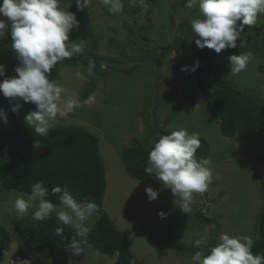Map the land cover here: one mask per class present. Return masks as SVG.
<instances>
[{"label": "rangeland", "instance_id": "rangeland-1", "mask_svg": "<svg viewBox=\"0 0 264 264\" xmlns=\"http://www.w3.org/2000/svg\"><path fill=\"white\" fill-rule=\"evenodd\" d=\"M126 1L131 4L130 13L124 9L118 14L109 13L108 8L99 5L96 0L90 8L73 12L79 21V28L70 32V42L83 41L81 55L91 53L119 59L124 57L128 62L104 58L100 67L107 72L97 73L93 93L95 102L83 105L66 116H57L51 127L78 125L99 136L107 173L104 207L118 228L129 235L134 254L132 264H192V249L202 251L211 242L215 245L221 233L250 236L255 244L260 238L258 220L264 201V136L261 132L254 134L249 147L240 145L237 137H225L220 132V118L215 105L207 99L210 107L195 88L196 105L192 109L182 85L180 68L189 66L190 69L198 50L195 44L198 37L190 27L192 20L203 19L198 6L195 10L187 8L186 0H146L147 7L137 11L138 3L134 5L131 0H123V4ZM73 4L74 0H61L65 10H70ZM124 22L128 25L124 26ZM181 37L185 39L184 47L177 45ZM262 38L264 13L258 15L256 24L245 26L243 46L238 40L237 48L216 53L215 58L216 63L224 65L225 74L238 87L255 92L260 97H264V73L258 67L264 62V46L261 45L263 48L255 53L246 49L245 44ZM11 43L10 34L0 37V64L5 65L6 70L5 76L0 77V83L5 78L16 76L14 69L19 61ZM139 47L145 49V53L150 51L154 59L148 63L141 62ZM243 53L252 54L247 68L239 74H232L228 57ZM132 56L134 60L127 59ZM115 67L127 69L128 73L117 71ZM77 70L87 79H77ZM185 73L195 85V72L188 70ZM90 79L91 76L81 67L68 66L61 70L58 83L84 101V91ZM170 82L174 83L169 85ZM13 103L21 104L17 113L11 111L13 105L9 103V98L0 94V109L5 111L8 120L4 123L0 119V136L14 129L18 121L25 120V116L36 108L35 104L25 103L22 98ZM148 107L151 108L149 112ZM147 117L158 118L156 124L169 132L186 129L189 134L196 132L210 143L208 159L211 160L212 182L216 183L205 193L193 194L188 213L180 211L179 197H174L171 190L155 176L149 180L137 179L130 175L122 161L123 148L134 139H143L148 129L155 126L152 123L148 126ZM156 139L152 137L151 142ZM149 186L159 191L153 201L148 200L145 192ZM29 195L5 188L0 180V225L10 232V243L2 264H29V261L16 257L17 250H25V247L15 223L36 221L33 213L38 208V201L32 202L26 215L18 214L14 208L18 196L27 200ZM54 205L57 211L60 210L59 205ZM161 211L168 213L166 218H160L158 213ZM52 214L56 215V211ZM98 218L96 212L84 222L85 226L92 229ZM205 230L208 243L198 248L195 241L205 234ZM172 241L189 250L182 254L167 248L166 245ZM84 251L82 260H77L79 254L70 245L57 252L44 251L41 264H55L56 259L63 260L60 264H116L115 256L103 254L88 243H85Z\"/></svg>", "mask_w": 264, "mask_h": 264}, {"label": "clouds", "instance_id": "clouds-1", "mask_svg": "<svg viewBox=\"0 0 264 264\" xmlns=\"http://www.w3.org/2000/svg\"><path fill=\"white\" fill-rule=\"evenodd\" d=\"M74 2L78 11H84L92 6L94 0H74ZM131 2L134 5L138 3L142 7H147L146 0H131ZM96 3L107 7L108 11L114 14L121 13L124 7L123 0H96ZM197 5L203 19H194L190 25L192 33L198 37L195 39V44L201 50L208 48L217 54L225 49L237 48L238 40L241 41L240 46H243L242 33L245 26L256 24L258 15L264 13V0H186L185 2L187 8ZM0 17L6 18L0 19V37L6 33L10 34L11 48L19 61L14 69L16 76L5 78L0 83V93L9 98V103L13 105L11 107L13 113H17L21 107L20 103H13L18 98H22L25 103L35 104V110L25 116V121L34 128L37 135L47 137L57 116H66L83 105L95 102L94 94L81 101L58 81L49 79L52 69L59 62L83 53V41L70 42V32L79 28V21L75 13L62 7L61 0H2ZM251 58V53L230 55L228 57L230 72L241 73L247 68ZM199 66L197 60L190 69L189 66H182L181 71L195 72ZM94 69V62L89 60L87 64L89 76L95 74ZM5 71V65L0 64V77L5 76ZM75 77L80 80L87 79L80 70L76 71ZM0 119L4 123L8 122L3 109H0ZM200 145L199 134L196 132L189 134L186 129L161 135L149 152L148 167L145 168L149 175H154L164 187L170 189L174 197H179V209L184 213L191 211L193 194L207 192L213 179L211 160L196 158L195 154ZM33 148H40L39 140L34 141ZM51 191L54 195L62 193L59 197L58 211L57 206L46 199L49 190L42 180L32 185L27 200L23 196H18L14 201V208L18 214L26 215L32 202L38 201V208L33 213V218L37 221L50 219L52 213L56 211L57 220L62 225H70L75 230L70 247L79 254L83 251L81 245L89 233V228L84 222L98 211L99 206L94 201H77L67 187L62 189L56 186ZM145 192L149 201L157 199L159 195V191L150 186L145 188ZM158 215L164 219L168 213L161 211ZM63 231V227H57L55 234L62 236ZM206 233L207 230L195 241L196 247L208 243ZM253 245L254 240L250 236H230L228 233H221L216 244L209 246L207 255L197 251L191 256V262L192 264H264V254H253L251 251ZM114 256L117 258V255ZM16 257L23 261L18 255ZM11 264L18 263L11 262Z\"/></svg>", "mask_w": 264, "mask_h": 264}, {"label": "trees", "instance_id": "trees-1", "mask_svg": "<svg viewBox=\"0 0 264 264\" xmlns=\"http://www.w3.org/2000/svg\"><path fill=\"white\" fill-rule=\"evenodd\" d=\"M128 2L124 3L123 9L130 13L131 4ZM197 6L191 9L195 10ZM141 8L142 6H139L136 10L140 11ZM76 9V5L73 4L69 11L74 12ZM127 25L128 22H124V26ZM184 40L182 37L180 38L178 47H184ZM261 45L264 46V38L247 41L245 48L251 52L259 53L263 48ZM138 54L141 62L147 61L148 63L155 57L151 55L150 51L145 53V49L143 50L142 47H139ZM104 58L111 61H121L120 63L128 62L124 57L119 59L115 56L106 57L91 53L86 56L77 54L71 59L59 62L52 69L49 79L59 81L61 70L68 66H79L87 71L89 60L93 61L95 74L91 76L84 91V97L87 99L95 92L97 73L107 72L100 67ZM215 58L214 50L198 48L195 62L198 60L200 66L195 71V85L189 81L185 71H181L185 96L193 109V106L196 105L194 90L197 88L206 98V101H211L217 108L221 134L226 137H237L238 143L246 146L257 132L264 135V97L238 87L225 74L224 65L216 63ZM127 59L131 61L135 58L132 56ZM115 68L117 71L128 73L127 69L122 67ZM258 69L264 73V62ZM173 83L170 82L169 85ZM150 109L148 107L147 111L149 112ZM157 119L155 121L147 117L148 126L151 123L155 126L148 129V133L143 139H134L130 145L121 151V158L127 171L131 176L140 180H149L154 176L145 171V168L148 167L149 152L160 138V134L166 135L171 132L160 128L156 124ZM152 137H157L156 141L151 142ZM35 140L40 141L39 149L33 148ZM200 140L201 145L195 154L196 158L198 160L200 158L208 159L211 149L210 143L203 137H200ZM258 158L257 160H259ZM262 176L264 186V173ZM0 180L5 188L28 194L31 193L32 185L42 180L44 186L49 190L46 199L57 205H60L59 197L62 193L52 194L51 190L56 186H60L62 189L67 187L77 201H94L99 206L97 211L99 218L81 245L83 251L76 257L77 260L84 258V246L85 243H88L104 254L117 255L116 264H132L134 254L131 250L129 235L118 228L104 209L103 203L107 187L105 161L100 151L99 136L94 132L83 126L60 125L51 127L47 137H41L25 120L18 121L14 129L0 136ZM215 183H210L209 187L214 186ZM219 197H221V193ZM215 200L217 201V199ZM205 220L210 221L206 218ZM258 221L260 238L251 249L253 254L264 253V201ZM15 226L25 247V250L22 248L17 250L18 256L22 260H28L30 264H41V254L44 251L57 252L69 246L71 238L75 235V230L70 225H62L55 214H52L48 220L15 223ZM57 227H63L62 236L55 234ZM9 243L10 232L5 226L0 225V264L4 260ZM209 246H214V242L203 248L201 252L204 255L208 254ZM166 247L182 254L189 250L186 247H180L175 241L169 242ZM197 251L199 250L193 248L192 254ZM56 260L55 264H60L63 261L62 259Z\"/></svg>", "mask_w": 264, "mask_h": 264}, {"label": "crops", "instance_id": "crops-1", "mask_svg": "<svg viewBox=\"0 0 264 264\" xmlns=\"http://www.w3.org/2000/svg\"><path fill=\"white\" fill-rule=\"evenodd\" d=\"M258 133V132H257ZM227 138H230V137H227ZM233 138H236V137H233ZM246 146H250L249 144L248 145H246ZM210 157V156H209ZM126 168V167H125ZM42 254H43V252H42ZM42 254H41V256H42ZM25 262H26V260H25ZM26 264H28L27 262H26Z\"/></svg>", "mask_w": 264, "mask_h": 264}]
</instances>
